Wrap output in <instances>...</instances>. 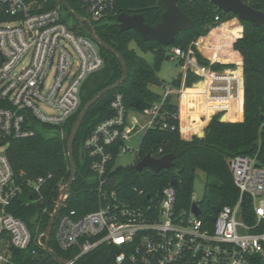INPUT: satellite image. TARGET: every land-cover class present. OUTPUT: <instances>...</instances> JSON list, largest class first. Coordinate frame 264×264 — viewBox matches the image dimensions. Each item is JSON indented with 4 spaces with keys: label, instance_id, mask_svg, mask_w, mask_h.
Masks as SVG:
<instances>
[{
    "label": "built area",
    "instance_id": "obj_1",
    "mask_svg": "<svg viewBox=\"0 0 264 264\" xmlns=\"http://www.w3.org/2000/svg\"><path fill=\"white\" fill-rule=\"evenodd\" d=\"M48 1L0 0V264H15L11 260L15 250L35 255L45 244L46 229L37 226L32 232L12 211L15 199L24 198L26 191L17 183L6 153L10 142L33 136L44 125L67 123L82 105L85 81L105 64L91 35L75 32L64 19L62 5L49 7ZM86 1L90 22L102 19L113 4V0ZM197 46L198 41V50ZM171 52V60L181 67V87L165 86L161 100L143 110L148 118L146 128L155 124L166 94L177 93L181 100V91L197 84L202 85L201 118L208 117L209 109L214 110L211 119L225 115L230 103L240 96L244 112L241 65L214 68L210 57L206 58L211 64H204L193 44L186 50L174 47ZM189 72L199 77L191 86L186 85ZM177 103L179 107L180 101ZM112 108L115 114L96 125L84 143L105 201L80 218L61 213L56 218L57 244L64 250L78 249L76 257L66 264H75L77 258L101 244L118 249L117 264H264V162L260 146L252 155L237 154L229 159L238 197L234 204L223 206L211 224L202 212L198 215L192 210L193 203L200 206L195 194L189 208L177 206V187L172 182L158 199L131 204L118 199L114 190L103 189L108 183L111 148L120 140V154L128 151L126 142L138 126L130 120L121 94L116 95ZM167 126L166 122L161 125ZM180 131L184 134L181 125ZM45 182L44 176L25 182L32 202H44L41 190Z\"/></svg>",
    "mask_w": 264,
    "mask_h": 264
},
{
    "label": "trees",
    "instance_id": "obj_2",
    "mask_svg": "<svg viewBox=\"0 0 264 264\" xmlns=\"http://www.w3.org/2000/svg\"><path fill=\"white\" fill-rule=\"evenodd\" d=\"M67 1L75 12L89 17L86 0ZM244 1L264 11V0ZM58 4L62 5L63 12L66 13V19H64L69 21L72 28L77 21L73 14L64 7L63 2L61 0L48 1L49 7ZM178 5L193 20L194 24L190 29L181 31L171 45L155 40H144L134 29L121 31L118 23V15L127 12L129 14L142 13L147 23L156 25L161 21L165 11L162 0H113L110 11L102 19L92 21V26L85 25L88 31H94L102 40L120 52L127 64L128 76L117 88L101 96L85 115L74 143L77 177L61 208V215L68 214L77 219L97 210L105 201L100 191L99 181L96 178L95 180L87 178V176H94V172L91 169V159L84 148V143L96 125L115 114L112 102L116 95L121 94L127 113H143L145 108L152 106L163 97V93H158L151 86H164V80L159 77L158 72L163 62L171 59L172 48L180 47L186 50L193 44L200 62L211 64L209 59L197 50L195 42H199L200 37L207 36L222 22L225 23L200 42L208 44L212 41L227 39L226 47L232 44L233 51L228 50L226 56L220 54L219 51L211 54L215 59L225 60V62H214L212 67L218 69L236 65L243 67L244 119L222 122L220 117L215 115L209 122L204 137L194 134L191 139H185L181 136L176 96L168 93L165 95V101L155 124L145 129L136 153V162L148 154L162 157L165 154L174 153L176 155L174 166L160 172H154L148 168L139 171L135 168V163L129 166H118L116 162L120 155L119 146L122 143L119 140L111 148L112 157L108 162L107 170L108 183L103 186V189L109 192L114 190L120 200L144 205L150 200L158 199L162 190L174 178H177L179 183L176 188L177 206L189 208L192 202L195 172L201 169L207 174V190L211 195H208L207 191L200 201V207L202 217L211 224L219 210L225 205L234 204L238 197L239 191L230 171L229 159L237 154L252 155L259 146L261 155L264 154V28L242 19L240 22L243 29L236 20L226 22L237 16L232 12L218 9L211 0H183ZM217 15L220 16L219 21H216ZM74 31L90 35L84 29ZM233 38L235 40L231 42ZM131 42H135L140 51L151 52L153 61L149 62L146 57L132 48ZM205 47L203 46L204 50ZM100 51L105 60L104 67L91 74L85 81L81 90L82 105L78 112L68 120L67 123L72 122V124L67 128V134L72 130L83 105L100 90L115 83L123 76L120 58L103 47H100ZM182 62L183 59H181ZM198 78L197 75L189 72L186 85L191 86ZM181 82L182 73H179L171 82V86L180 88ZM242 102L243 100H235L230 103V108H238V111L230 113L229 116H235L229 120L240 118ZM208 111L212 113L214 110L209 109ZM164 122L167 123V127H161ZM46 127L51 126H43V128ZM67 141L68 139L61 134L46 135L41 130L33 136L12 140L7 148L6 153L16 174L17 183L26 191L24 198L15 199L12 211L29 227L39 226L41 230L47 228L57 205L60 185L68 181L71 175ZM79 141L81 144L77 150ZM77 161L81 168H84V175L80 173ZM40 176L46 178L41 190L44 204L32 202L29 188L25 186L27 179L36 180ZM56 222L57 220L54 224ZM50 246L60 257L67 260L74 259L78 254L77 248L69 250L60 248L54 237V227ZM117 252L118 249L115 246L101 244L93 251L77 258L75 264H117L115 262ZM14 254L20 258V262H15V264H62L44 248L35 255L21 250H15Z\"/></svg>",
    "mask_w": 264,
    "mask_h": 264
},
{
    "label": "water",
    "instance_id": "obj_3",
    "mask_svg": "<svg viewBox=\"0 0 264 264\" xmlns=\"http://www.w3.org/2000/svg\"><path fill=\"white\" fill-rule=\"evenodd\" d=\"M61 1L63 2L64 7L73 14L77 21V23L73 25L72 28L74 30L84 29L87 33L91 35V37L99 44L100 47H103L115 53L120 58L123 66V76L119 80L100 90L83 105L67 141V152L71 167V175L67 183L59 189V197L56 208L53 211L48 226L44 232V249L50 252L62 264H66L69 260L60 257L59 254L51 248L50 240L55 220L58 214L60 213L64 202L68 198L72 184L74 183L77 177V166L74 158V143L87 111L92 107V105H94L99 100L101 96H103L108 91L117 88L126 80L128 76V67L119 51H117L113 46L109 45L104 40H102L94 31L90 32L86 29V24L92 26L91 22L87 17H84L75 12L67 0ZM181 1L183 0H162L165 6V11L162 14L161 21L158 22L156 25H151L147 23L145 16L142 13L129 14L127 12H122L118 15V23L120 25V30L126 31L134 29L143 37L144 40H155L166 45H171L174 42L176 36L181 31L190 29L194 24L193 20L187 14H185L179 7L178 3ZM211 1L218 9L223 10L225 12H232L238 17V19L250 21L252 24L256 26H262L264 28V11L252 7L244 0ZM1 62L2 57L0 55V65ZM220 120L222 122L228 121L224 119V116H222ZM197 135L199 137H203L205 135V132H199ZM175 158L176 155L174 153L165 154L162 157H155L151 154H148L135 164V168L139 171H143L145 168H148L154 172H160L163 169L172 168L175 164ZM262 161L264 162V154L262 155ZM172 184L177 187L179 184L178 179L174 178ZM42 204H44V202H42ZM192 210L198 215L202 212L201 207L196 202L193 203Z\"/></svg>",
    "mask_w": 264,
    "mask_h": 264
},
{
    "label": "rangeland",
    "instance_id": "obj_4",
    "mask_svg": "<svg viewBox=\"0 0 264 264\" xmlns=\"http://www.w3.org/2000/svg\"><path fill=\"white\" fill-rule=\"evenodd\" d=\"M63 16L66 19V13L65 12H63ZM233 20H236L239 23V25L241 26V28L243 29V26H242V24L240 22V19H238V17L232 18V19H230V20H228L226 22L233 21ZM241 32H242V30L240 31V33ZM203 37H205V36L200 37V39L203 38ZM222 40L223 39H220L218 41H212V42H209L208 44H204L205 46H208V48H209L208 49V52H209L208 54L209 55L213 54L215 51H218L217 50L218 47L223 46V41ZM233 40H235V38L231 39V42ZM132 43L133 42H131L130 46L132 48L136 49V51H138L139 49ZM225 50H226V48H225ZM140 53L142 55H144L146 58H148L149 61H151L153 59V54L151 52L142 53L140 51ZM204 57L206 58L205 55H204ZM180 71H181V67H180V64L177 61H173L171 59L165 60L163 62V64H162V67H161L160 71L158 72L159 77L162 80H164V86L152 85L151 88L153 90H155V91H158V92L159 91H163L164 92L165 91V86L170 85L171 82L173 81V79L180 73ZM49 81H50V79H48L47 84L49 83ZM175 99H176L177 102H179L177 96L175 97ZM241 99H242V97L240 96L238 101H241ZM181 108L183 109L184 114H186V108L184 106H181ZM45 110L50 111V109H47V108H45ZM191 114L194 115V117H195V111L191 112ZM137 116L140 119L141 125L139 127H137L130 134L129 139L126 142V145L130 149L128 151L123 152V153H121L119 155V157L117 159V162H116V165H118V166H120V165L121 166H129V165L134 164V162L136 161V152H137V150H138V148L140 146L141 140L143 138V135H144V132H145V129H146L145 123L148 120L147 116L145 115L146 116V118H145L143 113L137 114ZM222 116L223 115H221L219 117L221 118ZM242 119H244V112H243ZM75 123H74V125H75ZM70 124H72V122H69L67 124L65 123L63 126H60V127H46V128L42 127L41 130L46 135L63 134L67 139H69V136H70L72 130L70 131L69 134H67V128L69 127ZM74 125H73V127H74ZM142 125H144V126H142ZM194 129H197V128L194 126ZM188 131H189V128L186 127L185 128V133L188 132ZM201 132H205V134H206V130L201 131ZM181 136L183 137L184 134L181 133ZM183 138L187 139L186 137H183ZM191 138L192 137H189L188 139H191ZM80 144H81V142L79 141L77 150L80 148ZM77 158H78V153H77ZM77 162L79 164V161H77ZM78 167H79L80 173L82 175H84L85 174L84 168H81L80 164L78 165ZM87 178L89 180H95V176H92V177L87 176ZM66 183H67V181H64L63 183H61V186L65 185ZM207 186L208 185H207V174H206V172L201 170V169H197L196 172H195V178H194V182H193V194H195V196H196L198 201H202V199L204 198L205 194L208 191L207 190ZM208 195H211V193L209 191H208ZM210 198H212V197H210ZM55 225L56 224L53 225V227H54V237H55ZM29 228L31 229L32 232H35L36 229H37V227L35 228V226L29 227ZM11 260L13 262H16V263L20 262V258L17 255H15L14 253L11 254Z\"/></svg>",
    "mask_w": 264,
    "mask_h": 264
},
{
    "label": "crops",
    "instance_id": "obj_5",
    "mask_svg": "<svg viewBox=\"0 0 264 264\" xmlns=\"http://www.w3.org/2000/svg\"><path fill=\"white\" fill-rule=\"evenodd\" d=\"M215 29H218V28L212 29L211 32H213ZM208 35L205 36V37H203V38H201V39H199L198 46H197L198 47V50L203 54V56L205 55L206 57H210L214 62H225V60L215 59L211 55H209L208 54L209 53L208 52V49H209L208 46H206L205 47V50H204L203 46H205L204 45L205 43H201L200 41H202L203 39H206L208 37ZM222 41H223V46L218 47L217 50L220 52V54L226 56V53H227L228 50L230 52L233 51V47H232V44L231 43H230L229 47H226V45L228 43L227 39H224ZM132 44H134L137 47V44L135 42H133ZM225 48H226V50H225ZM138 52L140 53V49L138 50ZM215 52H217V51H215ZM142 53H144V52H142ZM146 59L148 60V58H146ZM228 60H226V61H228ZM152 61H153V59L151 61H149V62H152ZM189 90H191V92ZM162 92L163 91H159L158 93H161L162 94ZM201 92H202V85L197 84L195 87L183 89L181 91V94H182L181 100L178 98V100L180 101V105H179L180 125H181L182 131L184 132V134L187 135L186 136L187 139L189 137H192L194 134L197 135L199 132L206 130L209 122L211 121V117H202V118L200 117L201 116L200 115L201 110L204 109L203 102L200 99ZM174 94L178 97V94L177 93H174ZM189 100L192 101V103H191L192 105L190 104ZM241 101H242V99H241ZM181 106H184L186 108V114H184L183 109L181 108ZM193 106L195 107V109L194 110H191V108ZM194 111H195V117H194V115L191 114V112H194ZM237 111H238V108H232L231 107L230 110H229V112L226 113L228 116L226 114L224 115V119L225 120H229L230 117H234L235 115L234 116H229V114L230 113H235ZM241 112L242 113H241L240 118L239 119H235V120H240V121L243 120L242 119V117H243V102H242V110H241ZM137 114L138 113H130V120H132V122H134V123H137L138 124L137 127H139L141 125V122H140V119L138 118ZM206 114H207V116H210L211 115V113H209V111H207ZM145 118H146V116H145ZM199 123H202V124L200 126H198L197 124H199ZM142 126H144V125H142ZM194 126L197 129H194ZM186 127L189 128V131L185 133V128Z\"/></svg>",
    "mask_w": 264,
    "mask_h": 264
},
{
    "label": "bare ground",
    "instance_id": "obj_6",
    "mask_svg": "<svg viewBox=\"0 0 264 264\" xmlns=\"http://www.w3.org/2000/svg\"><path fill=\"white\" fill-rule=\"evenodd\" d=\"M189 102H190V104L192 103V101L191 100H189ZM192 105V104H191ZM224 116V115H223Z\"/></svg>",
    "mask_w": 264,
    "mask_h": 264
}]
</instances>
